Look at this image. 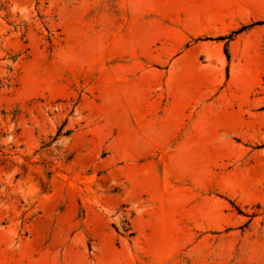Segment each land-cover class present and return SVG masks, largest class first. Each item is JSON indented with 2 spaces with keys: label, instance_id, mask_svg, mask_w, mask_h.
<instances>
[{
  "label": "rangeland",
  "instance_id": "374dc122",
  "mask_svg": "<svg viewBox=\"0 0 264 264\" xmlns=\"http://www.w3.org/2000/svg\"><path fill=\"white\" fill-rule=\"evenodd\" d=\"M0 264H264V0H0Z\"/></svg>",
  "mask_w": 264,
  "mask_h": 264
},
{
  "label": "trees",
  "instance_id": "16d2710c",
  "mask_svg": "<svg viewBox=\"0 0 264 264\" xmlns=\"http://www.w3.org/2000/svg\"><path fill=\"white\" fill-rule=\"evenodd\" d=\"M241 28H243V27H241Z\"/></svg>",
  "mask_w": 264,
  "mask_h": 264
}]
</instances>
